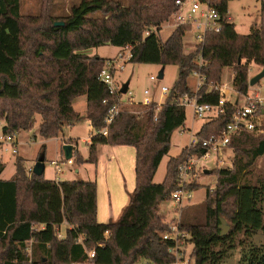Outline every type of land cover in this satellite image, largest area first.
I'll list each match as a JSON object with an SVG mask.
<instances>
[{
    "label": "trees",
    "instance_id": "1",
    "mask_svg": "<svg viewBox=\"0 0 264 264\" xmlns=\"http://www.w3.org/2000/svg\"><path fill=\"white\" fill-rule=\"evenodd\" d=\"M231 1L235 0L219 1L222 17L228 16ZM259 1L264 14V0ZM175 2L82 0L69 14L49 18L47 27L27 36L21 0H0V99L13 103L10 109L0 110V121H5L2 133L30 130L38 115L39 135L47 140L61 136L66 126L88 119L95 131L89 157L76 151L75 140L65 143L73 146L72 159L75 156L78 165L97 164L100 146H127L136 151V188L120 217L105 224L98 221L96 182L54 181L34 172L28 175L23 159L18 158L15 175L0 179V243L6 249L0 264L174 263L168 253L170 244L162 238L168 226L159 209L179 189L178 167L186 150L168 162L161 184H155L154 178L171 150L174 132L187 120L186 108L177 100L194 93L189 79L196 71L205 77L197 92L199 102L216 105L220 94L215 87L221 84L224 68L233 69L234 90L244 95L250 88V66L264 68V24L253 27L249 35H240L233 23L223 21L221 32L208 34L204 44L188 54L183 49L185 32L176 28L157 57L159 64L179 69L160 111L157 104L123 103L107 135L99 134L116 98L109 96L99 80L108 60L86 52L106 45L129 48V62L143 63L146 54L155 51L152 31L160 30L171 18ZM59 22L64 26L56 27ZM146 32H151L148 37H144ZM80 97L87 99L84 116L74 108ZM233 114V106L226 105L225 114L205 123L196 136L202 140L219 136ZM257 135L241 132L232 138L228 149L234 153L233 168L213 170L218 181L213 191L207 190L204 220L181 222L180 228L190 234L191 264H225L238 247L242 249L241 263L264 264V248L250 243L264 230V178L256 173L257 161L264 157V138ZM206 152L199 147L194 153L202 157ZM5 168L0 163V176ZM195 185L189 186L193 192ZM221 219L230 225L225 237L221 236ZM63 225L66 233L60 239L57 231ZM92 253L95 257L90 259Z\"/></svg>",
    "mask_w": 264,
    "mask_h": 264
},
{
    "label": "rangeland",
    "instance_id": "2",
    "mask_svg": "<svg viewBox=\"0 0 264 264\" xmlns=\"http://www.w3.org/2000/svg\"><path fill=\"white\" fill-rule=\"evenodd\" d=\"M82 0H21V13L23 15V28L27 36L33 34V30L49 25V18L65 16L70 13L73 6L78 5ZM123 4H127L128 0H121ZM228 14L236 27V31L240 35H249L256 25L264 24V14L261 12V3L259 0H235L228 4ZM100 15V14H98ZM176 29V26L171 18L162 24L160 30L154 29L151 37L155 40V51L152 54L145 56L143 63H130L126 61L124 68L116 73V80L120 85L129 83V91L133 94L135 103H142L144 100V92L150 91V97L154 98L159 104L167 101V96L161 93L162 87L172 88L178 79L179 69L176 65L163 66L158 63L157 57L162 49L163 44ZM184 53H191L195 50V39L191 35H186L183 40ZM90 56H100L107 60H113L120 54V48L112 45L91 49L86 52ZM128 58V52L122 51ZM120 61V60H119ZM264 68L254 64L250 66L249 78H254ZM155 77L157 81H151L150 78ZM162 77V78H160ZM234 71L231 68H224L221 75V84L233 90ZM250 79V80H251ZM198 77L194 74L189 79V87L195 91L197 89ZM264 85V79L260 81ZM263 93V91H261ZM126 94L123 99L128 100ZM230 100L243 98L235 92H231L227 97ZM86 97H80L75 102V110L82 116L86 115ZM12 102L0 99V110L10 109ZM187 120L185 126L176 130L171 139V150L168 155L162 160L160 167L154 178L155 184H161L166 176L168 162L172 158H177L183 150L190 145L194 136L200 131L201 127L206 123L205 120H195L193 118V109L186 108ZM34 127L27 131L17 133L16 145L18 154L14 155L10 146L0 147V163L5 164L6 169L2 174V180L11 179L16 173L15 162L18 158L23 159V166L28 175L31 169L38 164L45 166V178L48 180L62 181H86L96 182L98 188H101V206L103 213L109 214L110 209L113 210L114 217H119L123 209L129 202V194L136 188L135 162L136 154L133 147L123 146L120 150V158L111 155L113 148L110 146L101 147L99 151L97 164L85 163L78 165L74 156V165L66 164V159L63 153V147L67 140L75 139L77 142V150L85 159L89 157V139L95 135L94 129L88 119L73 126H66L58 138L44 139L39 135V125L41 117L36 116ZM3 124L5 121L2 119ZM257 136L264 138V131L257 133ZM194 135V136H193ZM3 136L0 131V137ZM36 137V138H35ZM107 151L109 153H107ZM113 156V157H112ZM44 158V162L40 161ZM234 153L228 148H223L211 152L210 159L201 158L195 169V178L192 179L196 183V189L192 194V199L187 202L182 213L178 217V207L170 199L161 204L159 214L163 218V222L169 227L178 222L189 218L197 219L202 222L204 220L203 203L206 200L207 190L210 187L213 191L217 185L218 176L213 174V170L233 168ZM53 162H61L60 167L62 173L56 171V166ZM111 163L110 165H108ZM79 173H76V171ZM209 173L206 174L205 172ZM256 173L264 178V157L260 158L256 164ZM192 183V184H193ZM125 201L127 204L124 205ZM120 212V214H119ZM102 216L100 219H104ZM108 221V220H105ZM196 221V220H194ZM228 223V222H227ZM229 224V223H228ZM230 226V225H229ZM230 231V230H229ZM62 232L66 233V225L62 226ZM250 243L256 247L264 248V230L258 232ZM192 248V246H191ZM6 249L0 243V262L6 254ZM242 249L238 247L231 254L229 260L225 264H244L242 260ZM140 264H147L141 261Z\"/></svg>",
    "mask_w": 264,
    "mask_h": 264
},
{
    "label": "built area",
    "instance_id": "3",
    "mask_svg": "<svg viewBox=\"0 0 264 264\" xmlns=\"http://www.w3.org/2000/svg\"><path fill=\"white\" fill-rule=\"evenodd\" d=\"M220 0H176L175 6L176 11L171 16L176 28H182L185 35H191L195 39V50L197 47L202 46L205 42V38L208 34L219 33L222 30L223 21H229V17H222L218 10ZM151 32H146L144 37H148ZM122 51L128 52V58L125 54H121ZM131 53L129 48L121 50L117 58L113 60H108L104 69L99 74V80L108 89L110 97L116 98V101L111 105L108 114L105 119L106 127L99 132V134L107 135L109 126L115 121L121 110V104L131 103L140 104L145 107H149L153 104H157V112L163 104H159L154 98L150 97V91L146 90L144 92V100L142 103H135L133 99V94L129 91L127 92L128 100L123 99L121 93L123 86L120 85L116 80V73L124 68L126 61H130ZM120 60V61H119ZM202 61V58H200ZM194 75L198 77L197 89L192 95H184L179 100L177 104L184 108L191 107L193 109V118L196 120H205L211 122L217 119L219 116L225 114V107L228 104L233 106L234 114L232 121L225 127L223 132L219 136H211L207 139H200L196 135L194 139L184 150H186V158L178 167L177 184L179 189L172 194L171 201L175 203L178 207L179 213L178 217L182 213L184 207H186L187 202L192 199L193 191L189 186L193 183L195 178V169L198 161L201 158L210 159L211 152L228 148L229 143L232 138L241 132H252V133H262L264 131V85L260 83L254 87L249 88L247 94H240L234 89L231 90L226 86L219 85L215 89L220 94V99L216 105L200 103L198 99V90L202 87L205 77L201 76L198 71L194 72ZM151 81H157V78L151 77ZM172 88L162 87L161 93L164 96H169ZM263 91V93L261 92ZM231 92H235L241 99L230 100L227 99ZM104 104H108L109 100H104ZM157 120V117H155ZM4 126L3 122L0 121V129ZM17 134H3L0 137V147L10 146L12 153L14 155L18 154V149L16 145ZM91 138L88 144H90ZM199 147L206 148L207 152L202 156L198 157L194 153ZM61 162H53L56 166V171L62 173L60 167ZM67 165H74L73 159L66 160ZM34 169L29 172L32 174ZM181 220L172 226L168 227V230L162 234L163 241L170 244L168 253L173 256V264H191V254L192 248L189 243L190 234L183 231L180 228ZM58 238L62 239L65 237V233L62 232V227L57 231ZM79 242H82L79 240ZM95 257V253L90 254V259ZM78 264H94L91 262L78 263ZM140 264V263H137Z\"/></svg>",
    "mask_w": 264,
    "mask_h": 264
},
{
    "label": "water",
    "instance_id": "4",
    "mask_svg": "<svg viewBox=\"0 0 264 264\" xmlns=\"http://www.w3.org/2000/svg\"><path fill=\"white\" fill-rule=\"evenodd\" d=\"M55 26L56 27L64 26V23L59 22V23H56ZM160 78H162V77H160ZM262 79H264V69L258 75H256L254 78H252L249 81V86L254 87V86L258 85ZM128 89H129V83L123 85V89H122L121 93L127 94ZM63 153H64L66 160H71L73 157V146L72 145H64ZM40 162L43 163L44 158ZM33 171H34V174L36 176H42L45 172V166H43L42 164H38L34 167ZM205 173L208 174L209 172L206 171ZM229 230H230V226L227 223V221L225 219H221V226H220L221 236L225 237L228 234Z\"/></svg>",
    "mask_w": 264,
    "mask_h": 264
},
{
    "label": "crops",
    "instance_id": "5",
    "mask_svg": "<svg viewBox=\"0 0 264 264\" xmlns=\"http://www.w3.org/2000/svg\"><path fill=\"white\" fill-rule=\"evenodd\" d=\"M229 13V12H228ZM228 17H229V14H228ZM229 21L231 22V20H230V17H229ZM120 52H121V49H120ZM185 54H188V53H185ZM98 56V55H97ZM100 57V56H99ZM102 58V57H101ZM251 79V78H250ZM191 89V88H190ZM192 90V89H191ZM193 91V90H192ZM196 91V90H195ZM195 91H193V92H195ZM86 106H87V103H86ZM74 107H75V105H74ZM76 109V108H75ZM0 131H2L1 129H0ZM71 139V138H70ZM73 140H75V139H73ZM101 147H105V146H100L99 148H98V154H99V151L101 150ZM110 147V146H109ZM113 148V152H111L110 154L112 155H115L116 157H117V159H119L120 158V150H118L120 147H112ZM116 148H118L117 150H116ZM107 153H109L108 151H107ZM135 154H136V151H135ZM113 157V156H112ZM98 161H99V158H98ZM111 163H109L108 165H110ZM6 169V168H5ZM46 170V169H45ZM76 173H79V171L77 170L76 171ZM44 175H45V172H44ZM1 177H2V175L0 176V179H1ZM56 181H62V180H56ZM126 202H128V201H125V203H124V205H122V207H124L127 203ZM119 214H120V212H119ZM121 215V214H120ZM120 215H119V217H120ZM102 216H104L103 218L104 219H100ZM119 217H114V215H113V210L112 209H110V212H109V214H106V213H103V208H102V206H101V188L99 187L98 188V221L100 222V223H108L110 220H117ZM105 220H108V221H105Z\"/></svg>",
    "mask_w": 264,
    "mask_h": 264
}]
</instances>
